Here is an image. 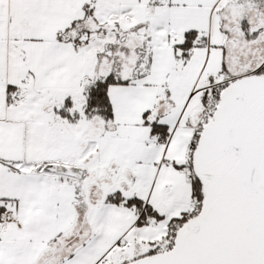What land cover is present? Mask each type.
Listing matches in <instances>:
<instances>
[{
  "label": "snow or ice",
  "instance_id": "obj_1",
  "mask_svg": "<svg viewBox=\"0 0 264 264\" xmlns=\"http://www.w3.org/2000/svg\"><path fill=\"white\" fill-rule=\"evenodd\" d=\"M0 264H264V0H0Z\"/></svg>",
  "mask_w": 264,
  "mask_h": 264
}]
</instances>
